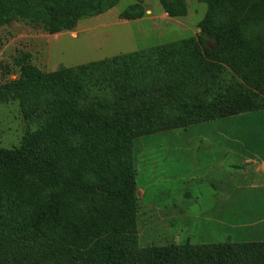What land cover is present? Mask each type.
Returning <instances> with one entry per match:
<instances>
[{
  "label": "trees",
  "instance_id": "1",
  "mask_svg": "<svg viewBox=\"0 0 264 264\" xmlns=\"http://www.w3.org/2000/svg\"><path fill=\"white\" fill-rule=\"evenodd\" d=\"M120 0H0V28L50 35ZM171 18L184 0H158ZM200 35L0 85L19 148H0V264H264V242L138 248L132 150L142 137L264 111V0H203ZM139 10L130 6L121 18Z\"/></svg>",
  "mask_w": 264,
  "mask_h": 264
},
{
  "label": "rangeland",
  "instance_id": "2",
  "mask_svg": "<svg viewBox=\"0 0 264 264\" xmlns=\"http://www.w3.org/2000/svg\"><path fill=\"white\" fill-rule=\"evenodd\" d=\"M184 2L185 15L175 19L163 12L158 0H120L108 12L81 20L71 31L55 35L23 20L12 21L0 28V85L18 79V62L24 55L32 66L50 73L197 37L207 5L203 0ZM137 3L139 10L131 18H121ZM24 127L17 102L0 106V148H19ZM248 141L252 147H211L226 142H240L243 147ZM255 142L264 145V111L136 140L132 158L138 248L264 242L262 226H244L253 217L264 216V210L256 213L263 205L262 198L252 192L246 195L243 189L253 177L262 178L264 187V175L256 176L253 166L242 165L248 156L264 160V147H253ZM220 150L228 157H221ZM220 162L239 167L238 171L234 168V178L225 182L229 187L243 188L231 196L233 202L228 206L207 209L212 186H218L210 182L208 173ZM244 174L247 177L242 181L245 177H239Z\"/></svg>",
  "mask_w": 264,
  "mask_h": 264
},
{
  "label": "crops",
  "instance_id": "3",
  "mask_svg": "<svg viewBox=\"0 0 264 264\" xmlns=\"http://www.w3.org/2000/svg\"><path fill=\"white\" fill-rule=\"evenodd\" d=\"M263 142H255L253 147H264L261 146ZM240 142H231V143H214L211 147L212 148H218V149H231V148H246V147H252V142L248 141L243 147L240 146ZM226 151V150H225ZM223 151H219L221 154V157H228L226 154H222ZM233 155H235L234 152L230 151ZM210 154H213L212 152ZM248 156V155H247ZM225 158V159H226ZM238 158H243V157H238ZM253 158V159H252ZM243 166H253L252 172L256 175L259 176L260 174L264 175V160L258 157H246V160L242 164ZM235 166L232 163L226 164V163H216L213 166L210 167V171L208 173V177L210 178L211 183H215L218 186H212V193L211 195L209 194L208 200H207V209L211 208L213 209L214 207H220V206H228L227 204L233 202L232 197L238 192L239 189H242L243 186L239 185H234L232 187H229L228 183L225 182V180L228 179H233L234 175L237 174L235 169L239 170V167ZM235 168V169H234ZM237 170V171H238ZM240 176L241 173H238ZM245 177L242 181L246 180L247 175L244 174V176H241L239 178ZM246 192H252L257 194L258 197L262 198V203L263 205L259 208V210L256 213H259L261 210H264V187L262 186V178H255L253 177V182L251 184L246 185V187L243 188ZM244 193V195H245ZM247 195V193H246ZM245 227H259L262 226L264 228V216L259 219H255L254 217L248 221V224L244 225Z\"/></svg>",
  "mask_w": 264,
  "mask_h": 264
}]
</instances>
